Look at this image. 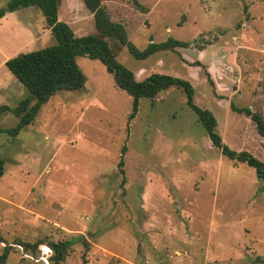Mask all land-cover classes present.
<instances>
[{
  "label": "rangeland",
  "instance_id": "rangeland-1",
  "mask_svg": "<svg viewBox=\"0 0 264 264\" xmlns=\"http://www.w3.org/2000/svg\"><path fill=\"white\" fill-rule=\"evenodd\" d=\"M102 1L140 49L189 42L137 59L109 38L138 79L189 80L223 142L264 161V137L231 109L264 115V0H139L146 12L130 0ZM58 16L78 36L96 31L83 0H61ZM54 43L36 6L0 19V106L29 94L6 58ZM77 62L84 89L58 91L18 135L0 133V253L13 246L6 264H50L48 242L77 237L64 264H264V179L212 144L184 90L143 97L130 119L132 97L106 65L85 55ZM18 121L0 114V128ZM38 240L36 250L16 243Z\"/></svg>",
  "mask_w": 264,
  "mask_h": 264
},
{
  "label": "trees",
  "instance_id": "trees-1",
  "mask_svg": "<svg viewBox=\"0 0 264 264\" xmlns=\"http://www.w3.org/2000/svg\"><path fill=\"white\" fill-rule=\"evenodd\" d=\"M130 1L141 11H148L147 7L142 5L139 0ZM83 2L86 8L93 13L96 28L94 33L83 36L76 35L67 22L59 19L61 0H9L5 6L0 8L1 19L8 12L22 7L32 5L38 7L44 14L47 27L50 28L55 38V43L52 45L21 52L5 61L9 70L28 88L29 94L15 108L7 105L0 106V114L4 111H12L19 117L15 127L0 128V133L18 135L21 129L34 121L42 106L58 91L84 89L87 77L77 59L79 56L85 55L102 61L108 71L113 74L116 84L132 97L130 119L135 118L143 97L154 98L171 86L183 89L189 107L197 114L212 144L231 160L255 167L258 176L264 179V161L247 150L236 151L223 142L217 131L218 122L215 115L211 110L202 108L195 103V89L189 80L161 72H154L143 79H138L134 71L118 60L109 38L117 40L121 46H126L137 59H146L158 51L189 47L191 45L189 42L170 37L163 42L151 41L147 47L140 49L129 39L124 24L111 18L102 0H83ZM231 109L248 116L258 133L264 137V115L262 112L253 110L250 106H237L234 103H231ZM119 165L124 173L123 158ZM4 173L5 160L0 157V177ZM78 240L77 237L48 242L47 245L53 252L50 264H64L69 249ZM16 243L22 245L24 250L30 248L36 250L39 245H43L45 242L38 240L34 243L24 241ZM12 248L13 246L8 243L4 246L0 253V264L7 263Z\"/></svg>",
  "mask_w": 264,
  "mask_h": 264
},
{
  "label": "crops",
  "instance_id": "crops-1",
  "mask_svg": "<svg viewBox=\"0 0 264 264\" xmlns=\"http://www.w3.org/2000/svg\"><path fill=\"white\" fill-rule=\"evenodd\" d=\"M7 59H8V58H6V60H7ZM6 60H5V61H6Z\"/></svg>",
  "mask_w": 264,
  "mask_h": 264
}]
</instances>
